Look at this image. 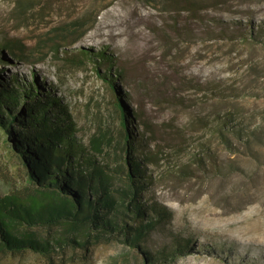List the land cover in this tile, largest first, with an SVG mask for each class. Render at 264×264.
<instances>
[{
  "label": "rangeland",
  "instance_id": "374dc122",
  "mask_svg": "<svg viewBox=\"0 0 264 264\" xmlns=\"http://www.w3.org/2000/svg\"><path fill=\"white\" fill-rule=\"evenodd\" d=\"M185 5L0 0V42L24 58L4 47L0 74L36 77L52 86L82 126L85 142L97 124L96 112L116 131L115 100L121 92L128 95L122 101L151 130L137 138L140 149L159 158L147 164L151 181L144 198L172 211L143 241L144 249L157 251L179 231L193 235L195 248L171 264H264V0H207L198 21ZM101 50L111 62L95 56ZM72 55L83 62H71ZM108 72L121 73L117 90ZM231 113L238 114L229 121L234 128L253 130L249 142L228 130L226 144L216 131L201 127ZM200 141L209 152L199 148ZM9 143L0 129V194L27 183ZM0 264L146 262L137 248L112 239L50 255L0 249Z\"/></svg>",
  "mask_w": 264,
  "mask_h": 264
},
{
  "label": "trees",
  "instance_id": "16d2710c",
  "mask_svg": "<svg viewBox=\"0 0 264 264\" xmlns=\"http://www.w3.org/2000/svg\"><path fill=\"white\" fill-rule=\"evenodd\" d=\"M183 1L184 9L197 21L203 19L205 7L201 4L207 0ZM0 44V53L5 47L24 60L23 52L16 53L9 42ZM95 54L112 61L102 50ZM68 58L83 62L75 55ZM107 75L117 90L115 82L122 79L121 73ZM52 90L36 77L28 81L18 74H0V129L21 159L27 178L25 185L12 186L0 194V249H31L50 255L69 246L87 249L97 242L119 239L142 252L146 264H171L193 252V235L179 231L157 251L142 247L158 226L171 219L172 211L158 200L144 198L151 181L147 164H156L159 158L140 149L137 138L151 130L148 123L141 127L138 113L122 101V96L128 95L121 92L115 100L120 117L116 131L96 112L97 124L85 142L71 108ZM237 115L219 117V123L206 121L201 127L216 131L226 144H231L230 130L249 142L253 130L229 123L238 119ZM206 145L198 142L199 148L209 152ZM212 252H217L215 247Z\"/></svg>",
  "mask_w": 264,
  "mask_h": 264
},
{
  "label": "water",
  "instance_id": "95a60500",
  "mask_svg": "<svg viewBox=\"0 0 264 264\" xmlns=\"http://www.w3.org/2000/svg\"><path fill=\"white\" fill-rule=\"evenodd\" d=\"M9 146H10V144H9ZM11 148V151H12V153L19 159V161L21 162V159L18 157V155H17V153L14 151V149L12 148V147H10ZM22 164V163H21ZM22 166H23V164H22ZM24 167V166H23Z\"/></svg>",
  "mask_w": 264,
  "mask_h": 264
}]
</instances>
